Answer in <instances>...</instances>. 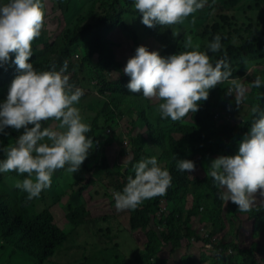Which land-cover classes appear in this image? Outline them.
I'll return each instance as SVG.
<instances>
[{"label": "trees", "instance_id": "obj_1", "mask_svg": "<svg viewBox=\"0 0 264 264\" xmlns=\"http://www.w3.org/2000/svg\"><path fill=\"white\" fill-rule=\"evenodd\" d=\"M97 1L100 0H56L63 13L76 11L74 3L78 2H80V7L88 4L89 9L86 13L77 10L75 25L71 29H65L59 40L50 41L44 35L35 38L32 42L33 55L29 58V62L33 63L37 70L43 71L49 70L53 65L56 70H59L63 63L67 61V73L70 75V81L77 87L81 85V80L78 79V71L82 65L93 62V75L91 78L95 79L93 86L96 87L97 92H99L98 96L102 100L95 97V99L88 101L87 99L92 94H86L84 97H80L79 102H81L83 114L85 111L87 112L85 122H89L92 129L88 135L93 138L94 142H96L97 136L104 134L105 131H111L110 135H104L111 142H115L114 138L119 136V130L115 128L119 127L121 119L118 118L115 107L129 104L132 110L137 113V119L132 123L134 125L138 124L148 134L149 139L142 132L137 134L133 139V158L124 167L115 165L113 166L114 171H111L108 169L105 158L102 157L101 166L98 169L110 175L119 174L125 177L130 167L135 164L143 145L147 142L159 152L158 157L162 162L161 166L167 168L172 175L171 186L165 195L147 199L138 208L131 210L129 219L131 229L142 232L146 238L142 258L143 255L152 258L164 248L168 247L170 251H173L184 243L190 244L194 239H201L195 234L190 224V220L197 217L198 212L185 208L184 201L188 197H193L199 204V201L203 203L208 197L216 208H221L224 202L219 198L218 189L213 183V178L205 174L204 171L200 173L196 171L197 166L200 164L199 158L202 154L218 152L231 154L233 147L239 146L240 140L249 131L256 114L251 112L247 118H243L233 107H229L234 96L227 94L226 90L229 83L224 81L223 85L226 87L224 93L231 96V99L224 100L222 105L209 101V99L200 101L198 102L200 104L198 111L190 113L191 124L173 122L166 130L160 126H154L145 115L144 106L141 104L142 95L140 93H130L127 88L130 77L123 73L122 63L115 56L113 51L114 42L108 37V33L116 26H126L128 31L133 30L130 35L134 38L133 42H137L138 37L136 34L143 27V33L149 34V36L147 35L148 38L153 39L154 46H157L161 54L165 56L177 51L180 36L175 34L169 25H155L154 27L144 25L141 22L142 14L138 10L135 11V14L140 19V27L135 29L128 26L124 20L123 12L118 11L117 8L119 5L125 4L127 6L125 9L129 10L134 5V0H110L107 2L106 10L102 15L96 11L94 12ZM219 35L221 36L222 48L215 53L209 52L211 62L215 64L217 60L224 58L229 64L232 77L247 76L245 73L250 67L235 71L234 67L231 68V60L234 57L238 58L252 52L254 49L252 42L257 39V35L250 30L246 38L243 39L241 47L233 43L228 31L223 30ZM214 37L210 35L209 42ZM80 42H82L83 50H81L79 60H75L73 50L77 51L74 47ZM75 55L78 57L79 53ZM12 57L14 58V54H12ZM114 71L117 72L118 76L110 77V73ZM17 74V66L12 64L11 60L0 67V90L5 89L6 91V88L8 90L10 82ZM95 103H99L98 108H96ZM259 103L257 105L260 106L261 110H264V101ZM210 108L213 110L212 115ZM160 119L159 123L163 124L164 119L161 117ZM51 121L53 120L45 121L44 126L51 125L54 127L55 125ZM10 130L11 127H8L5 132L8 133ZM22 132L23 129H20L14 132L13 136L11 135L14 141ZM1 138L4 139L3 134ZM7 140H10V137ZM178 159L193 160L196 173L194 175L190 173L189 175L187 170L180 172L176 166ZM83 168L86 171H92L93 175L97 174L95 169L86 166L85 161L83 162ZM10 173L11 177L15 176L21 180L27 176V173L18 174L15 171H10ZM6 179H0V241H5L13 247L12 256L15 255L13 262L16 256L21 254L35 260L36 264H62L61 262L54 263L52 261L63 250L65 251L63 253L68 254L66 252L69 248L67 243L71 242L73 233L76 235L75 233L86 229L85 221L89 215L85 204L66 206L65 218L72 227L71 231L67 232L56 221L49 204L46 209L38 210L37 201L48 203L51 199H48V189H44L39 197L28 199L27 192L17 188L16 185L12 187ZM76 180L77 178L72 179L70 186H68L69 189L72 188L71 186L75 188L77 185ZM59 185V182L56 181V184L52 185L53 190H57ZM125 185L126 182L123 181L117 189L122 191ZM53 199H55V195ZM160 201L168 204L174 203L177 208L168 215L166 228L159 229L156 232L151 226V216L157 214V202ZM226 210L232 217H237L239 214L246 215V220L253 221L255 228H258L264 221V206H252L248 212H241L235 204L229 202ZM203 220L207 221L208 219L205 217ZM106 237L112 242L116 236H111V231L108 230ZM202 241L210 243V245L213 243L210 239H202ZM216 246L220 249L214 259L208 261V264H224V261L231 264H243L245 262L247 250L240 249L238 245L230 243L217 244ZM228 250L233 254L226 255ZM254 250L253 246L248 249L250 252ZM102 252L112 254L114 257L113 264H118V257L123 255L125 251L116 243H113L100 248L91 258L82 255L81 259L86 258L83 261L78 257H73L63 264H83L85 261L98 257ZM238 253L242 255V258L237 260ZM259 253L263 256L264 264V247L261 248ZM219 256L224 260L219 259ZM260 262L254 256H250L246 264H260ZM182 263L197 264L193 257L183 259Z\"/></svg>", "mask_w": 264, "mask_h": 264}, {"label": "clouds", "instance_id": "obj_2", "mask_svg": "<svg viewBox=\"0 0 264 264\" xmlns=\"http://www.w3.org/2000/svg\"><path fill=\"white\" fill-rule=\"evenodd\" d=\"M207 3L208 0H134V7L142 14L141 22L154 27L181 23ZM43 23V0H0V67L11 60L18 69L6 88L5 98L0 100V133L13 136L16 131H11L12 128L23 129L14 145L0 148L5 154L0 159V173H27L16 187L27 192L28 199L39 197L50 187L57 170L78 172L94 144L88 135L91 125L76 107L84 89L70 81L68 62L59 70L53 65L43 71L29 62L32 42L41 35ZM183 47L191 50L165 57L159 50L150 51L140 45L123 68L130 77L127 84L130 93L160 101L158 110L162 119L180 121L197 112L198 102L206 101L210 90L224 81H228L226 92L234 95L238 108L246 99L248 87L264 86L260 76L248 85L243 82V77L253 78V71L251 75L247 71V76L232 77L224 58L215 64L211 62L208 52L222 48L219 34L209 42L207 51L194 47L191 36L186 37ZM251 112L256 118L240 140L238 151L213 159L207 172L219 198L226 206L229 202L235 204L241 212L250 210L256 194L264 198V110L254 105ZM50 119L59 122L58 125L45 127L44 122ZM8 127L11 130L7 133ZM176 166L180 172L187 170L189 175L195 170L191 159H178ZM132 167L134 177H128L122 191L113 192L117 210H134L147 199L165 195L171 186L172 175L156 156L142 158ZM228 253L233 254L230 250Z\"/></svg>", "mask_w": 264, "mask_h": 264}, {"label": "rangeland", "instance_id": "obj_3", "mask_svg": "<svg viewBox=\"0 0 264 264\" xmlns=\"http://www.w3.org/2000/svg\"><path fill=\"white\" fill-rule=\"evenodd\" d=\"M108 1L110 0L97 1L95 3L94 12L96 11L102 15L104 10H106L105 7ZM43 5L44 23L41 29V35L47 36L45 38L50 41L59 40L65 29H71L75 25L77 10L86 13L89 9L88 4L80 7V2H78L74 3L76 11L63 13L57 5L56 0H43ZM125 8H127V6L121 4L118 6L117 10L123 12L124 20L128 26L138 29L141 22L135 14L137 10L134 5L131 6L129 10ZM169 26L175 34L180 36L177 51L175 53L191 50L183 47L187 36H191L193 46H198L199 51H207V45L209 44L208 38L210 35L216 36L223 30L228 31L233 43L241 47L242 41L246 38L248 32L250 30L254 31L257 35V39L252 42L254 45L253 51L238 58H232L231 68L233 69L234 67L235 71H238L250 67L249 69L247 68V71H249L248 75H251L252 69L255 70L253 72V78L247 79V77H243V82L246 85L257 76L264 79V0H208L204 8L190 14L181 23ZM142 29L143 27L136 34L138 37L137 42H133L134 38L130 35L133 30L128 31L126 26H116L108 33V37L114 42L113 51L115 56L117 60L122 63V71L127 60L134 55L135 49L140 45L147 46L150 51L159 50L160 55L165 56L161 54L157 46H154L153 39L151 37L148 38L149 34L146 32L143 33ZM74 49L77 51L75 52L73 50V58L79 60L82 53L81 50H83L82 42L76 44ZM76 53H79L78 57L75 55ZM92 63L93 62H88L82 65L78 71V79L81 80V85L78 87L84 89L83 97L86 94H92V96L87 99L88 101L95 99V97H97L98 100H102V98L98 96L99 92H97L96 87L93 86V84H95V79L91 78L93 75ZM117 76L118 74L115 71L110 73V77L114 78ZM223 84L224 82L210 90L208 97L209 101L217 102L222 105L224 100L231 99V96H227L224 93L226 87ZM227 87H229V85ZM5 96L4 93V96L0 97V100H3ZM232 98L233 100L229 107H233L243 118H247L251 113V108L259 102L262 103V101H264V86L261 88L248 87L246 99L243 100L239 108L236 106L234 97ZM159 103L160 101L158 100L141 96V104L144 106L145 115L154 126H160L166 130L173 122L192 123L190 114H187L180 121H172L169 118L164 119L163 124L159 123L161 120L158 110ZM95 104L96 108H98L99 103ZM76 107L80 109L85 120V118H87V112L85 111L83 114L81 102H79ZM115 110L118 118L121 119L119 127L115 128L119 130V136L114 138L115 142H111L107 137L111 134V131H105L104 134H99L92 149L89 151L88 157L85 159L86 166L90 169H95L97 174L93 175L92 171H86L83 168V164L79 171L73 174L64 169H59L53 174L51 185L47 188L49 191L48 199H51L48 203L45 201L36 202L39 211L46 209L49 204L51 207L50 210L53 212L56 221L61 228L65 229L67 232H70L72 229L70 223L67 222L65 218L67 205L78 206L79 204H85L86 211L89 215L88 219L85 221L86 229L75 233L76 235L73 233L71 242L67 243L69 245L68 251H66L68 254L63 253L65 252L63 250V252L57 254L52 262H61L63 264L64 262L70 261L73 257L81 259L82 255L91 258L100 248L116 243L117 246H120L125 251L123 255L118 257V264H183V259L189 257H193L197 264H208V261L214 259L216 255L215 251H219L220 249V247L216 246L217 244L233 243L238 245L240 249L247 250V254L245 255L246 259L243 264H246L250 256H254L258 261H261L260 264H263V256L260 255L259 251L264 247V221L258 228H255L253 221L250 222L246 220V215L239 214L237 217H232V215L227 212L225 203H223L221 208H216L212 200L208 197L203 203L199 201V204L193 197H188L184 201L185 208L193 209L198 212L197 217H193L190 220V224L195 234L201 239H194L190 244L184 243L181 247L173 251H170L168 247L164 248L152 258L144 257V255L142 258V250L146 238L142 232L131 229L129 223L131 210H117L113 197V192L119 191V189H117L118 185H121L123 181L127 183L129 176L134 177V169L130 167L125 178L119 174L110 175L98 169V167L101 166L100 162L102 157L105 158L108 169L111 171H114L113 166L115 165L124 167L129 163L131 158H133V139L137 134L142 132L148 139L149 136L138 124L134 125L132 123L137 119V113L132 110L129 104L115 107ZM210 111L212 115L213 110L211 108ZM51 123L56 127L59 122L51 121ZM216 124L215 126H217ZM11 131L18 130L12 128ZM1 135L2 133H0V148L7 145H14V138L10 134V140L6 142L3 141L4 139H1ZM237 151L238 146H234L231 154L224 152L202 154L199 158L200 164L197 166L196 171H199L198 173L204 171L205 174H207L208 166L213 159L220 155H234ZM3 154L4 152L1 151L0 157H2ZM150 156H156L159 164H162L158 157L159 152L148 144V142L143 145V149L138 154L135 163L142 158ZM196 171L194 170L192 174L194 175ZM6 177L8 178L6 179ZM76 178L77 180L75 182H77V185L75 188L71 186L72 188L69 189L68 186H70L72 179L75 180ZM0 179H6L12 187L16 185V181L14 177H11V174L5 175L4 173H0ZM56 181H58L60 185L57 190H53L52 185L56 184ZM80 188L81 190H79ZM54 195L55 199H53ZM157 205V214L151 216V226L156 232L159 231V229L166 228L165 224L169 219L168 215L177 208V205L174 203L168 204L163 201L157 202ZM252 206H264V198L256 194V199ZM205 217L208 219L207 221L203 220ZM108 230L111 231V236H116L112 242L106 237ZM202 239H210L213 242L211 243L212 249H210L211 246L210 248H206V243L203 242ZM251 246L255 248L253 252L248 251ZM13 250V247L7 242L0 241V264H36L35 260L21 254L16 256L13 262L15 256H12ZM218 258L220 259L222 257L219 256ZM236 258L237 260L238 258H242V255L238 253ZM85 259L84 257L81 261ZM222 259L224 260V258ZM113 261L114 257L112 254L102 252L98 257H94L90 261H85L83 264H113ZM225 263L224 261V264ZM226 264L231 263L228 262Z\"/></svg>", "mask_w": 264, "mask_h": 264}, {"label": "crops", "instance_id": "obj_4", "mask_svg": "<svg viewBox=\"0 0 264 264\" xmlns=\"http://www.w3.org/2000/svg\"><path fill=\"white\" fill-rule=\"evenodd\" d=\"M1 91H2V92H1ZM4 91H5V90H3V89L0 90V97H3V96H4V93H5V95L7 94V92H6V91L4 92ZM2 134H3V133H2ZM3 137H4V140H3V141L6 142L7 139H8V137H9V135H4V134H3ZM1 139H2V138H1ZM4 155H5V154H3V156H2L0 159L4 158ZM4 174H5V175H10V171H9V172H5ZM14 180L16 181V184H17V181H22L21 179H18V178H16V177H14Z\"/></svg>", "mask_w": 264, "mask_h": 264}]
</instances>
